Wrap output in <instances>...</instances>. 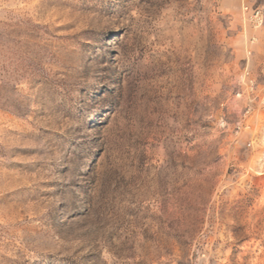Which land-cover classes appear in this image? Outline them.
Returning <instances> with one entry per match:
<instances>
[{
	"label": "rangeland",
	"instance_id": "rangeland-1",
	"mask_svg": "<svg viewBox=\"0 0 264 264\" xmlns=\"http://www.w3.org/2000/svg\"><path fill=\"white\" fill-rule=\"evenodd\" d=\"M0 264H264V0H0Z\"/></svg>",
	"mask_w": 264,
	"mask_h": 264
},
{
	"label": "built area",
	"instance_id": "built-area-1",
	"mask_svg": "<svg viewBox=\"0 0 264 264\" xmlns=\"http://www.w3.org/2000/svg\"><path fill=\"white\" fill-rule=\"evenodd\" d=\"M250 21L254 27H259L262 24V16L259 10H254L250 13Z\"/></svg>",
	"mask_w": 264,
	"mask_h": 264
}]
</instances>
